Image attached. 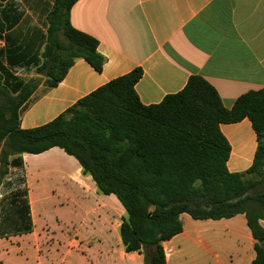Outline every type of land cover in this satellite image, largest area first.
<instances>
[{
  "label": "crops",
  "instance_id": "crops-1",
  "mask_svg": "<svg viewBox=\"0 0 264 264\" xmlns=\"http://www.w3.org/2000/svg\"><path fill=\"white\" fill-rule=\"evenodd\" d=\"M55 1L0 0V105L19 93L20 84L33 83L17 109L20 129L51 122L135 68L142 76L134 90L146 106L181 91L191 75L208 82L225 109L264 88V0H77L69 23L97 41L103 66L97 72L76 59L57 85L47 87L37 72ZM219 129L230 148L228 172L247 171L257 150L250 121ZM19 158L18 168L0 177V264H143L142 254L122 246L123 206L115 195L98 193L74 157L54 147ZM175 236L162 244L166 264H172L168 249L175 264H200L199 248L206 250L205 264H251L254 258L230 253L219 260L204 239H178L167 249Z\"/></svg>",
  "mask_w": 264,
  "mask_h": 264
},
{
  "label": "trees",
  "instance_id": "trees-1",
  "mask_svg": "<svg viewBox=\"0 0 264 264\" xmlns=\"http://www.w3.org/2000/svg\"><path fill=\"white\" fill-rule=\"evenodd\" d=\"M76 1L56 0L48 17L38 69L44 70L47 87L57 85L76 59L97 72L103 66L97 41L69 23ZM141 76L135 68L33 129L19 128L17 109L33 88L20 84L19 93L0 105V177L8 167L18 168L22 154L57 147L77 160L98 193L113 194L121 203L122 246L142 254L143 264H166L162 244L182 231L181 214L194 220L243 215L254 240L251 264H264V191L252 192L264 185V88L225 109L215 89L191 75L181 91L146 106L134 90ZM243 119L251 123L257 150L247 171L230 173V148L219 125Z\"/></svg>",
  "mask_w": 264,
  "mask_h": 264
},
{
  "label": "rangeland",
  "instance_id": "rangeland-1",
  "mask_svg": "<svg viewBox=\"0 0 264 264\" xmlns=\"http://www.w3.org/2000/svg\"><path fill=\"white\" fill-rule=\"evenodd\" d=\"M43 72L44 70H41V72L37 73L40 74ZM10 178L14 183L19 182V179L12 170ZM261 191H264V185H258L252 190L253 193ZM181 222L183 225L182 233L171 240L167 245V249L171 246H176L178 239H204L219 260H225L230 253L235 255L239 260H242L244 256L246 257L248 255L249 258H251L254 255L253 251L249 250L254 240L249 233L242 215L220 221H196L183 214L181 215ZM260 224L264 228V222L260 221ZM196 255L202 258L200 264H205V259L203 258L206 257V250L204 248H199L196 251ZM168 256L170 262L175 264V254L171 253L169 249Z\"/></svg>",
  "mask_w": 264,
  "mask_h": 264
}]
</instances>
